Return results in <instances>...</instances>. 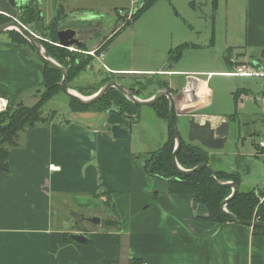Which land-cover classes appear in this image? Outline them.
<instances>
[{
	"label": "crops",
	"instance_id": "0c3cea01",
	"mask_svg": "<svg viewBox=\"0 0 264 264\" xmlns=\"http://www.w3.org/2000/svg\"><path fill=\"white\" fill-rule=\"evenodd\" d=\"M143 2L27 0L22 6L31 3L39 8L43 23L29 21L25 25L18 20L40 39L58 12L68 21L92 20L96 34L85 42V50L92 48L91 40L103 37L93 49L98 50L131 20L129 10L140 8ZM203 5L212 10L211 25L206 26L202 39L212 53V63L207 71L183 70L178 63L184 52L202 47L201 23L207 19L201 15ZM106 16L120 28L112 29L104 43ZM131 23L132 29L140 23L145 34L159 40L153 49L165 55L160 65L122 67L120 60H109V68L102 64L111 71L112 79L130 88L136 86L132 80L128 83L127 77L157 75L158 84L144 89L138 94L140 98H151L154 90L167 87L177 95L188 75L202 73L206 77H199L198 102L208 99L209 106L215 103L211 100L215 77L243 78L218 89L232 100L230 109L228 99L220 101L221 111L208 113L197 111L192 104L178 105L180 98L174 113L176 117L227 120L230 129L225 148L206 149L216 153L215 169L237 170L240 188L252 189L249 187L255 184L258 169L250 168L247 162L253 158L264 163V147L260 145L264 140V0H155ZM179 45L183 46L181 57L170 63L169 53ZM243 63L261 73L229 74ZM44 75V61L30 43L14 39L10 30L0 35V96L8 107L36 98L37 91L43 89ZM69 109L77 121L70 118L63 122L57 115L46 123L26 126L18 132L16 144L9 146L10 168L0 173V264H264L263 230L234 221H207V208L192 195L174 194L166 180L148 174L145 160L154 150L143 151L137 145L135 126L143 121L141 108L138 119L115 111ZM236 110L237 118L232 120ZM114 124L128 129V137L115 138L111 130ZM158 126L168 138L169 127L164 122ZM148 132L151 137L157 135L152 127ZM51 165L58 169H50ZM103 193L109 194L110 205ZM89 211L100 223L86 219L84 213L91 216ZM106 219L113 224L104 225L102 220ZM65 233L81 234L86 240L68 241Z\"/></svg>",
	"mask_w": 264,
	"mask_h": 264
},
{
	"label": "trees",
	"instance_id": "16d2710c",
	"mask_svg": "<svg viewBox=\"0 0 264 264\" xmlns=\"http://www.w3.org/2000/svg\"><path fill=\"white\" fill-rule=\"evenodd\" d=\"M154 1L155 0H144L140 8H137L133 13L131 20L125 22V25L135 20L141 11L146 9ZM27 9L28 13L25 14L26 16L21 17L23 23H28L29 21H34L38 24L43 23L39 8L30 4ZM8 18V16L0 14V24L7 21ZM61 18H63V16L58 12L52 24ZM50 28V26H47L46 29L48 30ZM118 28L120 27L117 23L113 31H116ZM10 33L14 39L29 43L18 31L10 30ZM44 35L46 34H43V36ZM51 37L53 41H58L57 30L53 31ZM42 42L44 43V41ZM44 46L57 62L68 67V84L73 76H78L85 71L88 66L91 67L94 60L92 56L71 52L64 47L51 44L47 46L44 44ZM104 47L102 46L99 48L97 53H100L101 49ZM182 48L183 46L179 45L170 51L168 56V61L170 63H174V61L180 59ZM82 49H85V47H82ZM44 65L45 75L43 89L39 90V92H42V95L38 102L33 106H28L22 102L16 106H9L7 110L0 112V173L9 171V146L16 144L15 139L18 136V132L26 126H36L39 123H46L57 116L55 111L48 117H42L40 114L42 106L46 103L47 99L52 98L55 92L61 90L60 81L62 79V73L60 71L52 68L45 62ZM105 81L106 80H102L101 84L96 88H90V93L88 92L87 95L95 93ZM69 99L71 101L70 107L75 111L88 109L99 111L117 110L120 113L128 112L130 115H133V113L136 114L139 107H141L128 100L126 96L116 88H111L102 98L89 105L80 104L71 98ZM152 107L159 117L168 121L169 132L166 142L158 150L151 152L150 157L145 160L148 174L166 180L168 182L169 191L174 194L186 193L192 195L194 201L203 204L207 208L208 216L204 218L205 220L220 224L232 221L228 216L222 213L220 208L221 202L231 194L232 189L227 186L217 185L206 169L189 175H183L174 168L172 164V153L175 147V133L172 131L169 123V102L163 97L152 105ZM236 118L237 110L231 116L232 120ZM182 142L181 149L177 155L178 161L182 167L188 169L200 163H208L219 179L234 180L238 185V191L236 196L228 202L227 209L242 220L250 221L258 219L264 221V190L259 187L249 190L241 189V174L237 170L229 171L225 169H215L213 165L216 161V156L214 154H211L209 150L198 143L185 142L184 139ZM104 195L107 196V205H110L111 201L109 194ZM110 222L113 224L114 221L111 219L102 220L104 225H108ZM253 228L264 231L262 227ZM65 238L68 241H74L70 233H65ZM88 238L87 236V239ZM133 261L139 262V260Z\"/></svg>",
	"mask_w": 264,
	"mask_h": 264
},
{
	"label": "rangeland",
	"instance_id": "374dc122",
	"mask_svg": "<svg viewBox=\"0 0 264 264\" xmlns=\"http://www.w3.org/2000/svg\"><path fill=\"white\" fill-rule=\"evenodd\" d=\"M212 13V10L210 9V5L206 6L203 5V8L201 9V15L204 18H207L204 23H201V27H202V33H201V37L199 42L202 47L200 49H188L184 52V54L182 55L181 59L179 60L180 62L178 63V68L183 69V70H195V71H207V69H209L208 67L211 66L212 63V53L210 51V49H208V47L205 46V44H203L204 42H202L204 39L203 35L206 32V26L207 25H211V19H210V15ZM111 15L114 17L113 12H111ZM107 19V16L105 17V21ZM112 19V18H111ZM21 20V19H20ZM124 22V20H123ZM26 25V23H24ZM104 25V29H105V36H110L111 35V31L114 28L115 25V20H107V22L103 23ZM133 24H127L125 25L122 30L115 35L111 40H109V42L107 43V45L103 48V63L108 67L110 61L109 60H114V61H118L120 60V62L122 63L121 66L122 67H157L160 65V63L162 62V59L165 57V55L161 54L160 52H157V50L154 51V46H159L157 44V40L156 38L151 37L153 34H145V32H143L144 29L140 28V23H137V25H135L134 29H132ZM3 34V33H1ZM0 34V35H1ZM144 37V38H143ZM146 38H149L148 40ZM196 40H198L197 37H195ZM103 40V37L101 39H97L94 38L93 40H91L89 42V47H94L97 46L101 41ZM161 41V40H160ZM162 42V41H161ZM154 43V44H153ZM122 55L124 58H122ZM126 57V58H125ZM93 64L94 67L91 68L90 66H88L86 68L85 71H83L82 73H80V75L78 76H73L70 81H69V85L72 89H74L75 91H77V93L79 94H88V92L90 93V88H96L97 86H99L101 84L102 78L106 77V76H113L111 71L108 70V68H103V64L99 61V60H93ZM110 66V65H109ZM234 70V68H233ZM133 76V75H132ZM127 77L128 79L126 80L128 83H130L129 81L135 83L136 88H139L140 84L139 82L143 83V84H149L146 87V90H150L153 89L155 87V83L157 81V79L159 77H157V75H137L135 77ZM198 77L200 78H205L206 76L202 73H198L197 74ZM116 79H118L117 76H114ZM121 78V77H120ZM124 78V77H123ZM121 78V79H123ZM243 79L242 77H226V78H221V77H215L212 80V85L215 82V95L213 98H211L212 101H214L215 103L212 105L208 104L206 105V103L208 102V99H204L200 102L197 101V103H191L192 105L190 106H195L194 108L197 111H205L210 113V111L216 112V111H221L220 109H218V105L220 103V101H223L226 99H228V94H223V92L219 93L218 89L220 86L223 87H228V83L232 82V81H237V80H241ZM126 85V84H125ZM132 87V86H131ZM134 87V86H133ZM233 87V85L231 84V86H229V88ZM43 88V87H42ZM217 89V90H216ZM42 90V89H40ZM36 98L28 100L26 102L22 101L24 104L28 105V106H33L35 105L40 96L42 95V92H39V90L37 91V93L35 94ZM43 97V96H42ZM20 102V103H22ZM228 107L230 109V107L232 106V100L229 98L228 101ZM19 104V103H18ZM18 104H15L18 105ZM71 104L70 99L61 91H57L55 92L54 96H52V98L47 99L46 103L42 106L41 109V116L42 117H48L50 116V114L52 112L55 111L56 115H60L58 117L59 120L61 121H65V120H69L70 118H72L73 122L77 121L78 118L76 119L72 117V112L69 108ZM190 108V107H189ZM192 108V109H194ZM224 110H226V106L224 107ZM141 110L143 113V121L141 122V125H136L135 127L137 128V135H136V140H137V145L138 148L143 147V151H156L158 150L159 147H161L163 145V143L166 141L167 137L164 136V134L162 133L163 130L160 131V127L158 126V122H164V124H166V126L168 127L167 124V120L164 121H159L162 120L160 117H158L155 113L154 108L151 105H142L141 106ZM177 125L182 133L183 139L185 142H189L187 139V130H188V119L191 118V116H178L177 117ZM198 118V117H197ZM79 119H87V118H79ZM200 120L202 119L201 117L199 118ZM151 127L153 128V130L156 131L157 135L154 137H151L153 135H150V133L148 132V129H151ZM16 140V139H15ZM161 141V142H160ZM214 155L216 156V153H214ZM219 155L217 154V157ZM148 157H150V155H148ZM147 157V158H148ZM216 160V159H215ZM247 162V161H245ZM247 163H251L250 168L254 167V169H258V172L255 173L256 177H255V184H253L252 186H250L249 188H253L255 186H258L259 188H261L263 190L264 185L261 184V181L264 182V175H263V170L264 169V163L263 160H257V159H253L251 161H248ZM214 167L216 166L215 164L213 165ZM242 169L245 170V164L241 165ZM213 170V169H212ZM243 189H248L246 188V186L242 187ZM89 215L91 216H86L87 214L84 213L85 217L87 220H89L90 218L95 217L92 211H89ZM105 213V212H104ZM112 212H109V214H111ZM108 214V213H105ZM103 217H105L104 214H101ZM75 217V216H73ZM83 218V217H82ZM69 219V218H68ZM80 220V218H78V221ZM82 220V219H81ZM75 224H72V226ZM71 226V225H70ZM69 227V225H68Z\"/></svg>",
	"mask_w": 264,
	"mask_h": 264
},
{
	"label": "water",
	"instance_id": "95a60500",
	"mask_svg": "<svg viewBox=\"0 0 264 264\" xmlns=\"http://www.w3.org/2000/svg\"><path fill=\"white\" fill-rule=\"evenodd\" d=\"M26 1L27 0H0V13L11 18L10 20L0 24V34L11 29L18 31L34 47L37 55L45 63L62 73V79L60 81L62 92L66 96L80 104L89 105L96 102L97 100L102 98L111 88H116L122 94H124L128 100L140 106H152L156 102H158L162 97H166L169 102V123L171 125L172 131L175 133V147L172 153V164L174 168L183 175H189L202 169H206L210 177L217 185L227 186L232 189L231 194L221 202L220 208L222 213L228 216L234 222H238L240 224H245L252 227L264 228V221L258 219L250 221L242 220L227 209L228 202L236 196L238 191V185L234 180L219 179L208 163H200L197 166L188 169L180 165L177 155L181 149L183 138L175 121V101L169 88L159 90L153 97L144 99L136 95L129 86L113 79L107 81L101 88H99L95 93L91 95H82L77 93V91L72 89L68 84V67L57 62L46 50L42 40L18 20L19 10L21 9L22 5L26 3ZM79 36L80 31L76 28L60 29L57 32L58 42L66 47H70L73 45H83L84 40H80ZM96 47L97 46H94L90 50H93ZM92 65L94 66L93 62ZM182 90L183 97L179 100L178 105H187L199 101V99L201 98L200 78L196 75H188L186 78V85ZM229 129L230 125L227 120L213 121L210 118H202L200 120L197 118L196 115H193L188 120L187 139L189 142L198 143L201 146L210 150H221L224 149L226 146V142L229 137ZM111 130L115 138H127L129 134L128 129L118 124L112 125ZM90 221L98 224L101 220L99 217H93L90 218ZM71 236L73 239L79 242L86 240V237L81 234H73Z\"/></svg>",
	"mask_w": 264,
	"mask_h": 264
},
{
	"label": "flooded vegetation",
	"instance_id": "af4514ba",
	"mask_svg": "<svg viewBox=\"0 0 264 264\" xmlns=\"http://www.w3.org/2000/svg\"><path fill=\"white\" fill-rule=\"evenodd\" d=\"M31 4V3H30ZM30 4H28V5H30ZM28 5H24V6H22L21 7V9L19 10V13H18V18L19 19H21V17L22 16H26L25 14L26 13H28ZM0 14H2V13H0ZM4 15V14H3ZM4 16H6V15H4ZM11 18L9 17L8 18V20H10ZM7 20V21H8ZM53 23V22H52ZM50 24V29H48V31H47V33H46V35H44V36H42V41H44V44H46V46L47 45H49V44H51V45H55V46H58V47H64V48H66V49H68L69 51H71V52H75V53H79V54H83V55H86V56H91V55H89V54H86V52H84V51H86L85 49H82V47H86V45H87V43H85L90 37H92V35H94V34H96L95 33V24H94V22L92 21V20H87V21H75V20H72V21H68V20H66V18H65V16L63 17V18H61V19H59L58 21H56L54 24ZM52 25V26H51ZM66 28H78V30L80 31V36H79V39L80 40H84V44H83V46H76V45H74V47L71 49L70 47H66V46H63V45H61L60 43H58V41H53L52 40V37H51V35H52V33H53V31H55V30H57V32H58V30H60V29H66ZM108 38H109V36H105V41H104V43L106 42V41H108ZM113 78V76H106V77H103L102 78V80H106L105 82H104V84L107 82V81H109V80H113L112 79ZM157 81H159L158 79H157ZM157 81H156V83L155 84H158L157 83ZM103 84V85H104ZM102 85V86H103ZM139 85V88L137 89V88H135V87H132L131 89L134 91V93L136 94V95H138L139 93L141 94V92L144 90V89H146V87L149 85H147V84H143V83H140V84H138ZM101 86V87H102ZM100 87V88H101ZM168 88V87H167ZM170 89V88H169ZM157 90H158V88L156 89V90H154V95L156 94V92H157ZM180 92L177 94V95H173V98H174V101L175 102H177L180 98H182L183 97V90L181 89V90H179ZM163 98V97H162ZM161 98V99H162ZM166 98V97H165ZM167 99V98H166ZM141 107H139V109H140ZM139 109H138V112L135 114V113H133V115L131 114H129L128 112H126V113H120L119 111H117V110H115V112L116 113H119V114H123V115H128V116H131V117H134V119H138V117H139V115H140V113H139ZM96 112H104V111H99V110H95ZM113 110H109V111H105V112H112ZM138 114V115H137ZM138 116V117H137ZM174 116H175V121H176V123H177V117H176V114H174ZM189 120V119H188ZM132 121H133V119H132Z\"/></svg>",
	"mask_w": 264,
	"mask_h": 264
},
{
	"label": "built area",
	"instance_id": "2783aa9c",
	"mask_svg": "<svg viewBox=\"0 0 264 264\" xmlns=\"http://www.w3.org/2000/svg\"><path fill=\"white\" fill-rule=\"evenodd\" d=\"M136 9L137 8L134 7V8H131V10H129V14H127L129 18L132 17ZM120 12L122 14H125L123 10H121ZM70 48L72 49L73 47H70ZM84 52H86V54L91 55L96 60H99L102 63V60L104 57L103 53H97V50H87ZM103 67L107 68L105 65H103ZM260 73L261 72L253 69L252 66H250L248 63H243L241 65H238L236 66L235 71L229 72L230 75H243V76L259 75ZM7 108H8V102L3 97L0 96V112L7 110ZM260 145L264 147V140L260 142ZM50 169L57 170L58 168L51 165Z\"/></svg>",
	"mask_w": 264,
	"mask_h": 264
},
{
	"label": "bare ground",
	"instance_id": "6f19581e",
	"mask_svg": "<svg viewBox=\"0 0 264 264\" xmlns=\"http://www.w3.org/2000/svg\"><path fill=\"white\" fill-rule=\"evenodd\" d=\"M207 90V89H206ZM204 92H205V90H204ZM215 121V120H214Z\"/></svg>",
	"mask_w": 264,
	"mask_h": 264
}]
</instances>
